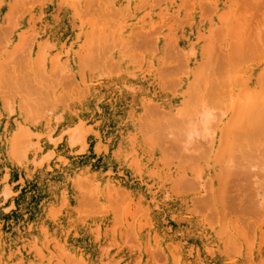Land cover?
<instances>
[{"label": "bare ground", "instance_id": "obj_1", "mask_svg": "<svg viewBox=\"0 0 264 264\" xmlns=\"http://www.w3.org/2000/svg\"><path fill=\"white\" fill-rule=\"evenodd\" d=\"M245 1L0 0V264H264Z\"/></svg>", "mask_w": 264, "mask_h": 264}, {"label": "rangeland", "instance_id": "obj_2", "mask_svg": "<svg viewBox=\"0 0 264 264\" xmlns=\"http://www.w3.org/2000/svg\"><path fill=\"white\" fill-rule=\"evenodd\" d=\"M243 1H245V0H243ZM263 2H264V1H263ZM245 3H247L246 6H249V7H250V6L252 7V5L254 6V7H253V8H254V11L251 10V15H252L253 17H256V18H255L256 20L253 18L255 21H252V22H253V26H252V28H254V27L257 28V26H258L257 24H259V22L261 23V21L263 22L262 19L264 18V16H263V14H264V8L262 7L263 9H261V6L259 5L260 1L246 0ZM245 3H244V5H245ZM252 3H253V4H252ZM250 4H251V5H250ZM254 4H255L256 6H255ZM260 4H262V2H261ZM262 5H263V4H262ZM258 6H260V7H258ZM263 6H264V5H263ZM257 7L260 8L261 11H259V10L257 11V9H258ZM255 9H256V11H255ZM11 11H12V10H11ZM11 11H10V13H7L8 16L5 17V20L3 21V22L6 23V24H9L8 21H11V19L13 18V17H11V13H12ZM252 13H253V14H252ZM255 13H256V14H255ZM12 14H13V13H12ZM257 14H258V15H257ZM9 17H11V18H9ZM258 17H259V18H258ZM260 17H261V19H260ZM6 19H7V21H6ZM257 19H258V20H257ZM254 25H255V26H254ZM254 29H255V28H254ZM250 30L252 31L253 29H250ZM254 31H255V30H254ZM255 33H256V31H255ZM176 45H177V44H176ZM176 45H174L175 48H177V46H180L181 44H178L177 46H176ZM77 121H81V120H77ZM77 121H76V122H77ZM57 135H58V133H55V134H54V136H57ZM70 135H71V134H68V135H66V136L69 137ZM54 136H53V137H54ZM58 142L61 143V145H62V143H63L62 140H60V141H58ZM55 144H56V143H53L52 146L55 145ZM80 146H81V144H80ZM194 152L196 153V151H194ZM192 153H193V152H192ZM192 153H190V155H191V156H194ZM196 154L198 155V153H196ZM197 155H196V156H197ZM51 160H53V159H51ZM189 162H191V161H189ZM201 163H203V162H201ZM195 164H196V163H195ZM195 164L192 165V166H193V169L190 167L191 165L189 166V169L191 170V174H194V173H195V172H194V170L196 169V165H195ZM186 165H187V168H188V164H186ZM194 166H195V167H194ZM233 168H235V167H233ZM233 168L230 167V169H233ZM236 169H237V168H236ZM196 170L199 171V170H200V167H199L198 169H196ZM233 170H234V169H233ZM229 171H230V170L228 169L227 173H228ZM235 171H236V170H235ZM205 172L207 173V174L204 173L205 176L203 175V181H205V182L202 181V183H204V184L207 182V181H206V178L210 177V178H208V179H210V180H211V178H212V171H211V170H208V169H207ZM208 172H209V174H208ZM230 172H231V171H230ZM230 172H229V173H230ZM231 173H232V172H231ZM231 173H230V175H232ZM235 173H236V172H235ZM235 173H234V174H235ZM236 174H237V173H236ZM206 175H207V176H206ZM209 175H211V176H209ZM228 176H229V174H228ZM234 177H235V176H234ZM231 178H232V177H231ZM208 179H207V180H208ZM234 179H235V178H234ZM229 180H232V181H230V182H232V183H233L234 181L236 182V180L233 181V179H229V177H228V179L226 180V182L229 181ZM235 182H234V183H235ZM228 183H229V182H228ZM234 183H233V184H234ZM204 184H203V185H204ZM235 190H237V189H234L233 191L230 192V193H232V194L230 195V197H234V195L236 194L235 192H237V191H235ZM65 191L68 193L67 190H64V195L66 196L64 202H66V200L69 198V195H66V192H65ZM204 192H205V190H204ZM206 192H207V191H206ZM237 193H238V192H237ZM238 194H239V193H238ZM238 194H236V195H238ZM228 195H229V194H228ZM236 195H235V196H236ZM80 198H81V200H82V195L79 197V201H81ZM235 201H236V204H239L240 199H239V201H237V199H236ZM209 214H210V213H209ZM207 215H208V212H207ZM232 219H236V220H238V222H240V223L242 224V225L240 224V230H243V231H245V232L247 231V227H246V225H247V226H250V223H251V220L248 221V220L245 219V218H238L237 215H236V216L233 215L232 217H229L228 220L230 221V220H232ZM228 220L224 219V220L221 222V225L224 226V225H225L224 222L227 224L226 221H228ZM239 220H241V221H239ZM247 222H248V223H247ZM243 225H245L244 229H243V227H242ZM222 228H224V227H222ZM224 229H225V228H224ZM225 231L227 232V230H225ZM135 245L137 246L138 244H134L133 248L135 247ZM136 248H138V246H137ZM57 249H58V248H57ZM136 250H137V249H136ZM37 251H38V250H37ZM39 251H40L39 253H43V251H41V250H39ZM107 251H108V249H107ZM116 251H118V250L115 249V250H113V251H109V252H110V253H115ZM109 252H106V253L104 252V253H103V254H104V257H103V258L107 259V257H108L109 254H110ZM39 253H38V255H41V254H39ZM137 253H138V254H137ZM142 253H143L142 251L138 250V251L135 253V255H134L135 258L133 257L134 261H136L135 259H137V258H136L137 256L139 257V259H137V260H138L137 263H139V264H143V255H144V253H143V254H142ZM35 255H36V257H35L34 264H46V259H45L44 255H43L44 259H42V257H39V256L37 255V252L34 254V256H35ZM57 255H58V254H57ZM141 255H142V257H141ZM34 256H33V258H34ZM49 256H51V255H49ZM58 256H59L60 259H63V258H64V257H62L61 255H58ZM37 258H39V259L37 260ZM40 258H41V259H40ZM140 258H141V259H140ZM36 260H37L38 262H36ZM41 260H43L42 263L40 262ZM39 262H40V263H39ZM140 262H141V263H140ZM119 264H121V263H119Z\"/></svg>", "mask_w": 264, "mask_h": 264}]
</instances>
